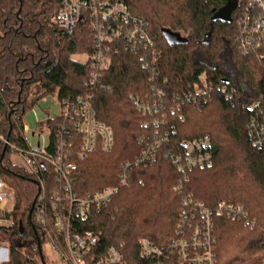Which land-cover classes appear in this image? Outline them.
I'll return each instance as SVG.
<instances>
[{
  "label": "trees",
  "instance_id": "obj_1",
  "mask_svg": "<svg viewBox=\"0 0 264 264\" xmlns=\"http://www.w3.org/2000/svg\"><path fill=\"white\" fill-rule=\"evenodd\" d=\"M107 1V0H106ZM126 4L130 12L148 25L156 54L157 85L165 96L193 90L204 77L210 83L232 87L236 95L215 93L211 101H184L160 128L166 140L151 162L131 167L129 185L119 186L123 163L133 162L155 140V128L131 102L132 95L149 93V74L140 56L110 53V65L92 96L97 122L112 131L109 152L100 148L84 160H74L71 187L78 197L104 187L118 189L111 201L89 209L88 218L77 222L81 232L98 236L102 254L114 247L126 264H146L139 254L138 239L164 246L174 236L182 196H190L215 210L223 203L240 207L245 219L230 220L213 215L216 264H249L264 253V144L254 146L249 135L254 101H264V61L237 52V18L250 0H236L231 23L211 22L213 10L226 0H109ZM60 0H0V134L10 145L24 148L23 117L41 97L59 102L88 92L87 79L94 53L86 23L72 34L50 24ZM184 36V37H182ZM87 56L79 62L74 56ZM37 86L41 94L29 98ZM61 116L45 122L52 146ZM66 125V123H65ZM208 137L211 167L191 169L183 176L170 160L181 153L182 144ZM77 149L74 147L73 150ZM3 153V155H2ZM10 151L0 141V180L14 193L13 227L0 229L9 245L6 264H41L39 238L33 211L37 198L35 180L13 166ZM50 185L51 178L47 180ZM96 253H98L96 251ZM42 255V250H41ZM43 258V256H42ZM45 261V259H44ZM167 264H177L168 258Z\"/></svg>",
  "mask_w": 264,
  "mask_h": 264
},
{
  "label": "built area",
  "instance_id": "obj_2",
  "mask_svg": "<svg viewBox=\"0 0 264 264\" xmlns=\"http://www.w3.org/2000/svg\"><path fill=\"white\" fill-rule=\"evenodd\" d=\"M238 1V0H237ZM86 23L91 31L94 53L91 58L90 74L87 79L88 92L72 100L59 102V113L64 121L55 132L54 144L48 142L49 131L44 123H38L35 145L27 144L26 126H22L24 148L10 145L0 134V141L10 153L18 154L25 162V173L33 177L38 187L37 198L32 209L34 222L43 245H48L61 264H126L114 247L101 254L98 236L92 231H80L77 222L88 218L89 209L108 204L118 189L104 187L78 197L72 190V173L76 169L74 160H84L95 149L109 152L113 146L112 131L97 122L92 111V96L97 88H104L99 82L110 65V53L125 51L140 56L141 67L146 69L150 82L149 93L143 97L132 95L134 109L144 118L145 126L155 128V140L133 162L120 165L117 183L128 186L131 167L151 162L156 149L165 142L166 133L161 136L160 128L170 114L179 111L184 101L206 103L215 93L225 98L236 95L230 87L210 83L204 77L200 83L182 95L165 96L157 85V56L150 50L154 41L148 34V25L130 12L129 6L109 0H60L59 8L53 14L50 24L72 34ZM236 50L242 54L264 61V0H250L237 18ZM251 109L256 110L250 119L249 135L252 144H264V101H254ZM66 123V125H65ZM74 147L77 149L73 150ZM208 137L185 142L181 153L171 154V163L183 176L191 169L211 167ZM51 178V184L47 180ZM14 193L0 180V229L13 227L11 213ZM180 213L173 238L164 246H156L151 240L139 238V254L146 264H167L168 258L177 264H216L213 215L222 213L230 220L245 219L240 207L219 204L215 210L190 196H182ZM5 243L8 245L7 242ZM41 250V248H40ZM96 251L98 253H96ZM8 248L0 247V264L8 263ZM3 262V263H2ZM249 264H264V253L259 260Z\"/></svg>",
  "mask_w": 264,
  "mask_h": 264
},
{
  "label": "rangeland",
  "instance_id": "obj_3",
  "mask_svg": "<svg viewBox=\"0 0 264 264\" xmlns=\"http://www.w3.org/2000/svg\"><path fill=\"white\" fill-rule=\"evenodd\" d=\"M182 37H184V36H182ZM74 59L79 61V62H85L87 60V56H85V55L74 56ZM32 87L33 88L29 92L28 96L30 99H33V98L36 99L38 96H40L41 89H39V87H37V86H32ZM53 98L54 97H52L51 95L44 96L43 98H40L38 100L37 104L32 106L30 109H28L26 111V113L24 114L23 124H25L27 126V130H28L26 135H25L27 143H29L31 145H35L34 143L36 142V138L34 136H32L31 133L36 131L37 123H41L44 120V117H45L44 111L50 109L53 106V102H54ZM42 99H44V100H42ZM7 157L13 166L20 168L21 171H24V172L27 170L25 162L23 161V159H21V157L18 154L10 153L7 155ZM2 242H4V240ZM5 242H7V241H5ZM3 247L8 248V245L3 243L2 248ZM41 250H42V256L45 259L46 264H61L58 261L57 257L55 256L52 249L47 244L43 245ZM3 264H5V263H3Z\"/></svg>",
  "mask_w": 264,
  "mask_h": 264
},
{
  "label": "water",
  "instance_id": "obj_4",
  "mask_svg": "<svg viewBox=\"0 0 264 264\" xmlns=\"http://www.w3.org/2000/svg\"><path fill=\"white\" fill-rule=\"evenodd\" d=\"M236 0H226L225 4L222 5L221 9L213 10L211 16V22H220V23H231L230 16L236 9ZM3 155V153H2ZM1 160V158H0ZM34 201V200H33ZM35 201L32 203L28 216L30 217L32 209L34 207ZM39 258L41 260V264H46L44 258H42L41 250L39 246Z\"/></svg>",
  "mask_w": 264,
  "mask_h": 264
},
{
  "label": "crops",
  "instance_id": "obj_5",
  "mask_svg": "<svg viewBox=\"0 0 264 264\" xmlns=\"http://www.w3.org/2000/svg\"><path fill=\"white\" fill-rule=\"evenodd\" d=\"M41 98H43V97H41ZM42 100H44V99H42ZM53 100H54V102H53V106L50 108V109H48V110H46V111H44V115H45V117H44V120L42 121V123H44V122H46L47 120H52V119H54L55 117H57L58 116V113H59V101L56 99V97L54 96V98H53ZM24 126H26L25 124H23ZM38 123H37V125H36V131H37V127H38ZM26 130H27V126H26ZM28 131V130H27ZM36 131H34V132H32L31 134H32V136H34V133L36 132ZM29 133V132H28ZM36 138V137H35ZM27 142V141H26ZM36 143V142H35ZM34 143V144H35ZM28 144V143H27Z\"/></svg>",
  "mask_w": 264,
  "mask_h": 264
}]
</instances>
